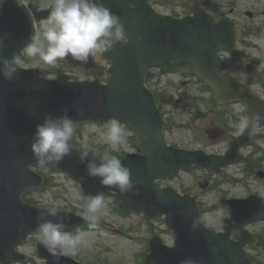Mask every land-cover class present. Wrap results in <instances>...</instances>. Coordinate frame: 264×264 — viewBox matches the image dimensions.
Wrapping results in <instances>:
<instances>
[{
    "label": "water",
    "instance_id": "water-1",
    "mask_svg": "<svg viewBox=\"0 0 264 264\" xmlns=\"http://www.w3.org/2000/svg\"><path fill=\"white\" fill-rule=\"evenodd\" d=\"M121 1L127 5V0ZM103 3L108 6L105 0ZM116 3L111 7L118 6L119 3ZM144 9L148 12L146 7ZM119 18L127 27L130 25L122 17ZM209 21L212 23V20ZM32 23L28 12L18 1L0 0V36L6 37V46L0 55L10 57L24 47L33 30ZM140 24V20L136 19L134 25ZM219 26L221 23L217 24V28ZM165 29L159 34L162 36L161 46L156 45L154 49L144 28H137L131 43L114 46L109 55L114 59L115 66L107 88L97 84L47 83L35 73L20 70L12 82L0 76V179L3 178L13 188L0 187V262L19 259L14 253L15 248L37 230L34 216L38 211L24 206L20 201L26 188L38 185L35 176L28 172V166L37 162L30 150L36 126L43 123L46 114L58 117L67 110L74 121L102 122L114 117L130 121L136 129L146 155L143 158L130 157L124 162L131 168L134 182V189L130 192L121 194L118 190L102 186L98 178L89 177L84 165L78 161V152L72 151L71 155L60 160L59 167L80 180L85 189L94 195L103 192L104 196H108L111 190L118 192L117 198L122 201L123 209L141 210L151 218L166 215L167 224L178 237L177 247L169 249L155 238L151 242V255L146 264H182L187 261L249 264L242 251L249 241L243 240L241 235L243 226L260 213L257 208L252 209V200L227 202L225 206L230 209L232 219L224 224L227 233L216 235L199 224L195 199L181 198L171 190H159L154 184L157 178L194 163L213 169H219L225 163H217V159L198 153L168 150L160 143L162 124L156 116L152 99L142 89V81L146 68L153 65V50L168 51L174 48L180 54L183 48V38L172 30L165 32ZM215 33L218 34H215L209 52L211 36L207 32L201 55L217 54L221 49V35L219 31ZM210 57L207 60L211 61ZM211 79L215 87L217 82H221L220 79ZM211 136L214 140L219 137L216 134ZM233 234L240 242L230 241ZM41 254L48 264H75L66 257L57 258L46 251Z\"/></svg>",
    "mask_w": 264,
    "mask_h": 264
},
{
    "label": "rangeland",
    "instance_id": "rangeland-1",
    "mask_svg": "<svg viewBox=\"0 0 264 264\" xmlns=\"http://www.w3.org/2000/svg\"><path fill=\"white\" fill-rule=\"evenodd\" d=\"M193 0H178L175 5L160 4L156 8L158 11L164 14L182 13L186 10V5ZM201 5H210L211 8L217 10V12H223L232 21L238 22L240 25L244 23L250 24L251 28L261 27V33L258 32L249 34L246 36L249 43H257L264 47V0H197ZM47 4H50L51 0H47ZM255 13V18L249 20L246 13ZM246 24V25H247ZM91 58L89 59V61ZM67 58L58 61L57 63L65 62ZM83 63L78 62L73 66L63 67L58 74L53 73V68L50 70L49 78L60 79L61 77L77 78L79 80L93 79L96 74V70L93 68L91 62ZM37 67L48 69L52 65H45L42 62L37 63ZM24 67H30L29 64L24 63ZM235 67V66H234ZM237 68V67H235ZM55 72V71H54ZM243 79V78H242ZM155 89L160 90L161 93L167 94L171 103L162 104V110L165 112V118L170 121V131L166 132V139L169 145L177 146L189 150L203 149L208 153L223 154L228 145L226 141L221 142L216 146H208L202 134L204 130L212 125H218L215 121L214 115L207 113V107L205 103H202L201 107L206 112V116L197 120L195 123V130H190L181 127L191 120L192 112L188 107V99L176 106L174 101L176 100L177 91L180 90V81L169 76L154 80L152 83ZM188 90L187 94L189 98L206 97L207 94L199 93L197 85ZM257 90L260 91L261 87L258 86ZM237 108L239 111L237 112ZM233 115L237 117L241 116V108L232 107L229 109ZM239 119V118H238ZM231 124H234L233 122ZM124 129L125 127L122 126ZM95 128V130H94ZM105 129L97 128L94 126H87L82 130L74 127L75 134L82 135V141L85 145H93V147L105 148L107 145L104 143L102 133ZM237 130V129H236ZM128 133L126 143L119 145L118 150H125L126 152H134L133 142L131 141V133ZM237 132V131H236ZM256 136L259 137L255 141L254 145L245 151L246 154H256L258 158L264 157V126H261L256 130ZM92 143V144H90ZM261 148L262 151H258L257 148ZM242 165H233L228 167L224 171V175L221 177H213L208 174L207 171L197 169L194 171H185L170 180L162 181V187H172L176 191L181 192L182 188H186L199 196V201L202 204L205 213L202 216V220L209 227H216L217 220L223 215L220 208L214 209L217 205L220 194L227 197L244 198L249 194H263L264 186H262L256 178L246 176L242 171ZM47 175L53 181V185L43 192H34L32 197L37 201V205L41 208L55 207L57 210H72L77 208L80 211L85 210L87 204L84 196L79 192V188L65 175L54 172H47ZM230 176H235L238 179L245 180L246 185L242 184H230L225 182L224 179H229ZM208 179L212 182L214 189L202 192L198 187L200 180ZM218 179V185L215 184ZM106 203V209L99 220L96 222L97 226L86 231L88 233L87 242L82 244L76 255L71 256L84 264H141L140 259L137 256L145 253L146 243L153 236L148 229V224L144 217L139 214H130L123 216L116 212L115 204L113 200H108ZM154 231L161 236L164 242L172 246L174 236L169 232L163 220L155 221ZM104 225H112L116 227V230L104 227ZM99 226H103V229H99ZM124 230L121 233L118 232ZM264 230V222L256 223L249 227V231L253 234L259 233ZM38 234L32 238V241L27 243L22 248V252L30 257V262L27 264H44L35 253V242H40L37 238ZM249 253L254 257H258L261 264H264V253L260 254L258 251L249 250ZM19 264V263H12Z\"/></svg>",
    "mask_w": 264,
    "mask_h": 264
},
{
    "label": "clouds",
    "instance_id": "clouds-1",
    "mask_svg": "<svg viewBox=\"0 0 264 264\" xmlns=\"http://www.w3.org/2000/svg\"><path fill=\"white\" fill-rule=\"evenodd\" d=\"M29 15L33 30L24 47L10 57L0 55V76L9 82L23 68L25 57L45 65H54L68 57L83 63L90 58L93 62H100L118 42L126 43L128 39L122 21L105 6L103 0H51L46 18L37 22L31 11ZM5 38L0 36V51L6 46ZM262 120L264 116L259 113L241 115L236 125L237 135L259 127ZM74 123L65 110L58 117L46 114L43 123L36 126L30 150L42 168L46 169L49 162L71 155ZM127 135L120 121L113 117L106 122L102 133L107 145L104 151L100 153L83 146L77 154L89 177L98 178L102 186L118 190L121 194L134 189L131 168L113 154L119 145L126 143ZM84 207L85 210L78 213L79 217L90 227L95 226L106 209L104 193L98 192ZM46 211L50 219L38 214L37 238L41 245L57 258L76 255L79 247L87 242L88 233L63 231L64 218L58 215L57 209L52 207Z\"/></svg>",
    "mask_w": 264,
    "mask_h": 264
},
{
    "label": "bare ground",
    "instance_id": "bare-ground-1",
    "mask_svg": "<svg viewBox=\"0 0 264 264\" xmlns=\"http://www.w3.org/2000/svg\"><path fill=\"white\" fill-rule=\"evenodd\" d=\"M0 187H1V189H11V190H13L11 184L10 183H5L3 178L0 179Z\"/></svg>",
    "mask_w": 264,
    "mask_h": 264
}]
</instances>
